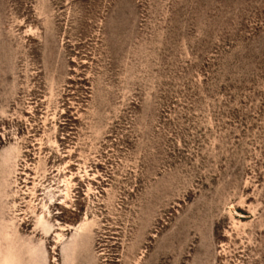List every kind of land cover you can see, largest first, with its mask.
I'll return each instance as SVG.
<instances>
[{
  "label": "rangeland",
  "instance_id": "rangeland-1",
  "mask_svg": "<svg viewBox=\"0 0 264 264\" xmlns=\"http://www.w3.org/2000/svg\"><path fill=\"white\" fill-rule=\"evenodd\" d=\"M0 251L264 264V0H0Z\"/></svg>",
  "mask_w": 264,
  "mask_h": 264
},
{
  "label": "bare ground",
  "instance_id": "bare-ground-1",
  "mask_svg": "<svg viewBox=\"0 0 264 264\" xmlns=\"http://www.w3.org/2000/svg\"><path fill=\"white\" fill-rule=\"evenodd\" d=\"M77 229L72 234V236L70 237L69 241L65 242V244L63 245L62 248H63V253L64 254L67 252V250L70 251V249H71L72 252H75L76 248L78 247V245L80 243V237L81 236H80V232ZM12 243H14V242L10 241L9 244L12 245ZM31 258L32 259L35 258L33 252L31 254ZM0 264H17V262L14 261V255L10 251H7L5 254L1 253V251H0ZM63 264H71V261L68 258Z\"/></svg>",
  "mask_w": 264,
  "mask_h": 264
}]
</instances>
